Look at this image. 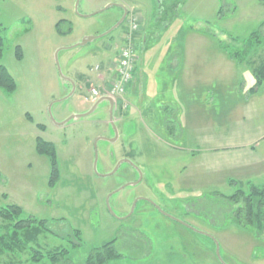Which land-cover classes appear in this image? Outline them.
<instances>
[{"label": "rangeland", "instance_id": "rangeland-1", "mask_svg": "<svg viewBox=\"0 0 264 264\" xmlns=\"http://www.w3.org/2000/svg\"><path fill=\"white\" fill-rule=\"evenodd\" d=\"M159 1L0 0V63L17 82L14 92L0 87V205L17 204L25 216L48 220L53 232L40 234L31 246L46 255L67 249L58 264H86L113 239L110 247L119 256L105 264H264V230L240 224L226 197L247 184L216 185L219 177L205 161L209 155H192L201 144L191 130L207 131L211 119L239 123L235 105L245 97L243 87L256 80L253 67L264 62V2ZM131 14L147 47L135 48L136 93L127 89L126 116L114 108L111 121L110 102L100 100L94 108L101 97L91 100L90 87L95 67L117 59ZM193 36L202 40L196 52L221 54V43L238 52L244 69L226 82L219 79L213 96L202 99L196 110L201 124L186 134L175 124L176 137H170L164 122L173 110L165 108L162 94L155 96L164 75L155 81V65L158 56L180 52ZM176 113L180 122L181 110ZM130 136L146 156L144 164L135 160L137 170L126 177L117 164ZM38 137L57 147L55 186L49 185L48 158L36 151ZM29 257L0 253V264H28ZM42 263L52 264L46 257Z\"/></svg>", "mask_w": 264, "mask_h": 264}, {"label": "crops", "instance_id": "crops-1", "mask_svg": "<svg viewBox=\"0 0 264 264\" xmlns=\"http://www.w3.org/2000/svg\"><path fill=\"white\" fill-rule=\"evenodd\" d=\"M201 41L196 36L187 39L181 48H177L180 52L171 53L168 51L162 53L161 57L158 56V63L155 65V67L157 66L156 71L159 70L156 74L157 76H155V81L161 76L159 73L164 72L160 81V89L156 86L154 90L155 96L162 94L166 103V106L164 105L165 108L168 111L173 110L172 113L167 114L170 117H166L167 121L165 120L166 122H164L166 134L170 135V137H176L175 124L179 128L181 127L185 134L191 129L190 126H196L197 123L201 124L196 120V110L198 106H201L202 99L206 100L207 96L209 98L213 96L215 87L220 86L219 79H223V82H226L232 79V74H236L239 69L241 71L244 69L242 60L226 53L221 43V54L203 56L196 52L201 45ZM135 44V47L139 44L143 45V48L147 47V39L143 36L141 30L135 33ZM213 57L216 59H213ZM118 58L119 54L115 61L107 58L102 61V65L95 67L94 70L98 71V73L94 83L91 82V87L102 88L105 83L106 85L110 84L115 79ZM145 60L147 61V59ZM148 64L143 61L144 68H148ZM258 65L256 64L254 67ZM101 69L102 71H100ZM136 71L137 69L135 68L134 77ZM219 72L224 75L219 77ZM167 73L172 77L167 78ZM255 83L256 80L254 79L251 82L252 85H249L250 87H243V92L247 91L244 94L245 97H243L241 103L235 105L240 119L239 123H234L230 126L227 125L229 123L226 120H223L221 125L217 123L216 119H211L207 131H203L200 128L199 132L191 129L195 139L201 144V147L192 149V155H209L205 158V161L212 166L213 176L219 177V181L214 180L216 185L227 183L263 184L260 183L262 182L260 180H264V83L257 91L252 92L251 88ZM156 85L158 84L156 83ZM128 89H132L134 94L136 93V88H134V84L132 85V81ZM155 96L153 98H156ZM207 107H209V103ZM212 107L213 105L209 107V112ZM176 108L181 110L180 122L177 118ZM120 116H126V112H123ZM27 117L30 120L33 119L30 113H28ZM168 119H171V121ZM201 132L204 133L200 134ZM134 139L136 141V138ZM125 155L126 152L123 156ZM132 155L134 160L138 159L140 161L146 156L143 151L137 149L133 151ZM151 164L150 162L149 165ZM198 166L203 167L205 165L199 162ZM222 179L225 181H222Z\"/></svg>", "mask_w": 264, "mask_h": 264}, {"label": "trees", "instance_id": "trees-1", "mask_svg": "<svg viewBox=\"0 0 264 264\" xmlns=\"http://www.w3.org/2000/svg\"><path fill=\"white\" fill-rule=\"evenodd\" d=\"M162 1L160 0L159 4H162ZM259 1L264 2V0ZM221 12L222 7L220 9ZM61 21L57 23L59 31H61L59 28ZM222 48L233 57H238V52L231 51L226 46ZM3 55L4 39L0 36V60ZM16 55L18 59L23 57L20 46L17 47ZM253 70L256 83L251 88V91L255 92L264 83V62L254 67ZM0 87L8 92H14L17 89L15 78L7 67L1 63ZM36 150L39 154L48 158L50 164V185L54 186L60 178L57 147L53 142L38 137L36 139ZM226 197L235 205L233 213L240 224L256 226L257 229L264 230V183L260 185L249 183L246 188L238 189L234 194ZM0 220L2 221V224H0L1 254L29 252L28 264H45L42 263L45 257L48 258L50 263L58 264L63 256L69 252L67 249H56L46 255L43 251L32 247L31 244L39 238L40 234L53 231L48 227V220L38 219L34 216H25L23 208L17 204L0 205ZM80 233V230H74L73 235L79 236ZM114 240L107 242L103 248L96 249L88 257L86 264H105L110 258L119 256L115 249L110 247Z\"/></svg>", "mask_w": 264, "mask_h": 264}, {"label": "built area", "instance_id": "built-area-1", "mask_svg": "<svg viewBox=\"0 0 264 264\" xmlns=\"http://www.w3.org/2000/svg\"><path fill=\"white\" fill-rule=\"evenodd\" d=\"M139 29V20L131 14L130 30L125 38V44L121 47L116 63L115 79L100 89L91 87V100H96L101 95H107L114 100L116 107L127 109L130 103L125 98L127 89L134 77L136 63V49L134 45V32Z\"/></svg>", "mask_w": 264, "mask_h": 264}, {"label": "flooded vegetation", "instance_id": "flooded-vegetation-1", "mask_svg": "<svg viewBox=\"0 0 264 264\" xmlns=\"http://www.w3.org/2000/svg\"><path fill=\"white\" fill-rule=\"evenodd\" d=\"M114 108L113 109L115 110V112H117L118 115H122L123 112H125L126 110L129 109V107L127 109H123L121 107H116L115 104H114ZM111 121H113V117H112ZM117 136H118V134H117ZM101 138H103V136ZM134 138L132 136H130V139H128L129 140V144L127 146L128 150L126 149V155L123 156L122 158H120V160H119V163L121 162L120 165H118L119 163L117 164L118 169H121L122 167H124V174H125L126 177L129 176V175H132V173H134L137 170V168L135 166L136 162H135V160L133 158V155H132L133 151L136 149V141H135ZM57 182H56V184H57ZM49 185H50V178H49ZM131 185H132V183H131ZM50 186H52V185H50ZM143 199H145V198H143ZM145 201H147V200H145ZM195 205H196V202H194L193 209H194ZM190 209L191 208H189V210Z\"/></svg>", "mask_w": 264, "mask_h": 264}, {"label": "water", "instance_id": "water-1", "mask_svg": "<svg viewBox=\"0 0 264 264\" xmlns=\"http://www.w3.org/2000/svg\"><path fill=\"white\" fill-rule=\"evenodd\" d=\"M126 16H127V12H125L122 21L125 19ZM93 38H94V37H89V38H87L83 43H86L88 40H92ZM83 43H82V44H83ZM74 87H75V86H74ZM100 100H108V101L110 102V114H111V120H112L113 108H114V101H113V99H112L111 97H109V96H103L101 99H99V100L96 102L94 108L96 107V105L98 104V102H99ZM94 108H93V109H94ZM93 109H92V110H93ZM92 110H91L90 112L86 113V114H82L81 116L89 115V114L92 112ZM75 117H79V116H72L71 118H75ZM117 134H118V133H117V131H116V136H117ZM120 163H121V162H120ZM120 163H119L118 165H120ZM117 168H118V166H117ZM136 168H137V167H136ZM129 184H131V183H129Z\"/></svg>", "mask_w": 264, "mask_h": 264}, {"label": "bare ground", "instance_id": "bare-ground-1", "mask_svg": "<svg viewBox=\"0 0 264 264\" xmlns=\"http://www.w3.org/2000/svg\"><path fill=\"white\" fill-rule=\"evenodd\" d=\"M136 32H137V31H136ZM136 32H135V33H136Z\"/></svg>", "mask_w": 264, "mask_h": 264}]
</instances>
